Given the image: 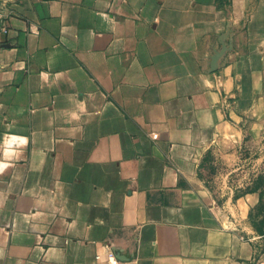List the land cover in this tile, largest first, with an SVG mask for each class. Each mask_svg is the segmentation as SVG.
Here are the masks:
<instances>
[{
	"label": "crops",
	"instance_id": "0c3cea01",
	"mask_svg": "<svg viewBox=\"0 0 264 264\" xmlns=\"http://www.w3.org/2000/svg\"><path fill=\"white\" fill-rule=\"evenodd\" d=\"M263 242L264 0H0V264Z\"/></svg>",
	"mask_w": 264,
	"mask_h": 264
},
{
	"label": "built area",
	"instance_id": "2783aa9c",
	"mask_svg": "<svg viewBox=\"0 0 264 264\" xmlns=\"http://www.w3.org/2000/svg\"><path fill=\"white\" fill-rule=\"evenodd\" d=\"M156 136H157L156 133H152L151 135L152 138H156ZM107 264H120V263H119L118 257L110 256L107 259ZM252 264H264V242L256 258L253 260Z\"/></svg>",
	"mask_w": 264,
	"mask_h": 264
},
{
	"label": "rangeland",
	"instance_id": "374dc122",
	"mask_svg": "<svg viewBox=\"0 0 264 264\" xmlns=\"http://www.w3.org/2000/svg\"><path fill=\"white\" fill-rule=\"evenodd\" d=\"M252 169H253V168H251V166H250V171H249V172H251V171H252ZM246 170H247V169H246ZM247 172H248V171H247ZM245 174H246V172H245Z\"/></svg>",
	"mask_w": 264,
	"mask_h": 264
}]
</instances>
